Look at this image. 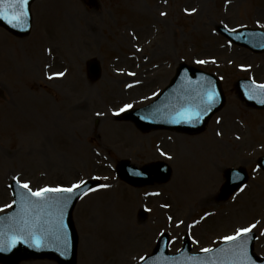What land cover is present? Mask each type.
Here are the masks:
<instances>
[{"label": "rangeland", "instance_id": "1", "mask_svg": "<svg viewBox=\"0 0 264 264\" xmlns=\"http://www.w3.org/2000/svg\"><path fill=\"white\" fill-rule=\"evenodd\" d=\"M31 12L28 36L0 28V212L11 205L13 178L38 190L95 176L107 187L90 191L72 214L76 264H136L161 232L170 253L185 233L198 251L254 224L253 249L264 256V172L256 167L264 111L245 107L233 87L239 77L264 81V52L230 44L215 30L264 29V0H34ZM93 59L101 75L91 81L85 67ZM179 63L221 77L226 101L203 133H143L114 118L125 105L148 104ZM54 72L64 75L50 78ZM121 158L139 166L164 160L171 178L130 186L114 173ZM229 166L244 167L249 179L218 201Z\"/></svg>", "mask_w": 264, "mask_h": 264}, {"label": "water", "instance_id": "2", "mask_svg": "<svg viewBox=\"0 0 264 264\" xmlns=\"http://www.w3.org/2000/svg\"><path fill=\"white\" fill-rule=\"evenodd\" d=\"M32 1L28 0L23 9L5 3L2 6L0 26L17 36L26 35L31 25L29 5ZM235 34V40L241 45L253 51L264 50V34L260 31L241 30ZM87 72L91 79L99 77L100 68L95 60L87 62ZM210 94H214L211 100ZM245 98L247 105L251 107H264L263 98L260 101L251 96ZM223 101L219 83L213 76L180 65L161 96L144 110L129 113L127 118H135L137 125L144 129L168 128L198 132L221 107ZM262 167L264 168V163ZM165 169L166 179L169 170L166 167ZM139 170L145 173L143 169H135L127 162L118 167L120 177L133 184L141 177ZM154 170L153 166L152 171ZM225 176L222 198H226L246 180L242 169H227ZM93 185L95 181H87L71 193L49 192L43 196H35L13 183L14 205L9 212L0 214V262L17 264L24 258L47 257L56 259L59 264H74L76 235L71 211L78 197ZM251 240L249 235H244L209 252L197 254H190L188 245L185 244L175 255H167V238L164 237L158 243L155 254L141 264H238L244 259L245 250V264H264V259H259L252 253Z\"/></svg>", "mask_w": 264, "mask_h": 264}, {"label": "snow or ice", "instance_id": "3", "mask_svg": "<svg viewBox=\"0 0 264 264\" xmlns=\"http://www.w3.org/2000/svg\"><path fill=\"white\" fill-rule=\"evenodd\" d=\"M5 3H11V4H14L16 6H19L21 9H23V6L26 5L28 3V0H0V16H3V5ZM193 11H195L193 9ZM163 15V13H162ZM17 17H14V19H16ZM11 22V21H10ZM201 63H203V61H201ZM53 75L55 76H63L64 73H54ZM51 78V77H50ZM261 87H264V85H262ZM213 95L214 94H210L209 96V99L211 100L213 98ZM127 107H130V105H125V108ZM124 109H120V111H123ZM81 184H83L84 182L81 181L80 182ZM79 184H74L72 185V187H69V188H62V187H57V188H43V189H39L37 190L35 193H32L33 195L35 196H43L45 193H49V192H67V193H71L73 191V189H76V188H79ZM24 188H28V184L25 183L23 185ZM101 187H107V185H101ZM255 227V225H251L247 228H240L236 231V233L232 236H226V237H223L224 240H229V241H232V240H236L238 237L242 236V235H246L248 234L251 229ZM37 246H38V243H37ZM203 251H209V249H204ZM246 250L244 251V259L240 260L238 262V264H245V260H246Z\"/></svg>", "mask_w": 264, "mask_h": 264}, {"label": "bare ground", "instance_id": "4", "mask_svg": "<svg viewBox=\"0 0 264 264\" xmlns=\"http://www.w3.org/2000/svg\"><path fill=\"white\" fill-rule=\"evenodd\" d=\"M216 170H217V169H216ZM216 170H215V172H216ZM213 172H214V171H213ZM215 172H214L213 174L211 173V175H214V174H215ZM213 177H214V176H213ZM213 180H214V179H213ZM214 181H215V180H214Z\"/></svg>", "mask_w": 264, "mask_h": 264}]
</instances>
